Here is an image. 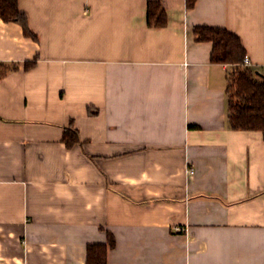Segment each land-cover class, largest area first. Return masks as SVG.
I'll list each match as a JSON object with an SVG mask.
<instances>
[{
    "label": "crops",
    "instance_id": "crops-1",
    "mask_svg": "<svg viewBox=\"0 0 264 264\" xmlns=\"http://www.w3.org/2000/svg\"><path fill=\"white\" fill-rule=\"evenodd\" d=\"M148 1L19 0L36 38L0 18V264L109 234L108 264H264L263 134L231 129L236 65L194 34H238L264 77V0H159L164 27Z\"/></svg>",
    "mask_w": 264,
    "mask_h": 264
},
{
    "label": "trees",
    "instance_id": "trees-1",
    "mask_svg": "<svg viewBox=\"0 0 264 264\" xmlns=\"http://www.w3.org/2000/svg\"><path fill=\"white\" fill-rule=\"evenodd\" d=\"M196 2L186 0L187 8H193ZM0 18L21 23L27 36L37 37L30 29L27 15L20 9L19 0H0ZM147 23L155 27L168 24V14L159 0L148 1ZM194 34L198 41L212 42V62L236 65L227 87L231 129L259 131L264 138V77L244 65L247 49L241 37L227 28L210 25L194 26ZM35 62H28L26 66L31 67ZM62 141L68 148L81 142L79 131L72 122L65 127ZM114 245L115 240L110 234L108 243H89L86 264H108L109 247Z\"/></svg>",
    "mask_w": 264,
    "mask_h": 264
},
{
    "label": "built area",
    "instance_id": "built-area-1",
    "mask_svg": "<svg viewBox=\"0 0 264 264\" xmlns=\"http://www.w3.org/2000/svg\"><path fill=\"white\" fill-rule=\"evenodd\" d=\"M251 64H252V61H251L250 57L247 55V56L245 57V59H244V65H245V66H251ZM193 172H194V170L191 169V173H193Z\"/></svg>",
    "mask_w": 264,
    "mask_h": 264
}]
</instances>
